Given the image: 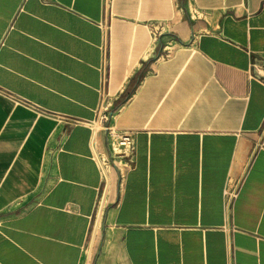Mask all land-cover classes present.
<instances>
[{
  "label": "crops",
  "instance_id": "0c3cea01",
  "mask_svg": "<svg viewBox=\"0 0 264 264\" xmlns=\"http://www.w3.org/2000/svg\"><path fill=\"white\" fill-rule=\"evenodd\" d=\"M102 198L93 264H264V0H0V264H92Z\"/></svg>",
  "mask_w": 264,
  "mask_h": 264
},
{
  "label": "rangeland",
  "instance_id": "374dc122",
  "mask_svg": "<svg viewBox=\"0 0 264 264\" xmlns=\"http://www.w3.org/2000/svg\"><path fill=\"white\" fill-rule=\"evenodd\" d=\"M101 116L102 117L104 116V111H102ZM57 123H59L58 119H57ZM94 128L95 130H101L104 128L101 120H99L97 123L94 124ZM98 159L103 170L107 174V178H109V182L111 183L110 194L115 195L117 193L118 188L120 187L123 175L127 170V168L129 167V163L126 161H122L119 158V155L114 154V156L112 157V155L110 154V150L108 149V145L106 146L105 152L103 154H100ZM105 203H106V199L102 198L98 204V208H99L98 221L96 222L93 228V232L91 233L92 248L90 251L91 254L90 263L95 262L96 258L100 255L101 250L104 249V247L102 249V245H103L102 220H103V210ZM111 251L113 252V247L111 248ZM114 252L115 253L112 256H116L117 258V263L115 264H123V261L121 259H118L117 251L115 250Z\"/></svg>",
  "mask_w": 264,
  "mask_h": 264
},
{
  "label": "built area",
  "instance_id": "2783aa9c",
  "mask_svg": "<svg viewBox=\"0 0 264 264\" xmlns=\"http://www.w3.org/2000/svg\"><path fill=\"white\" fill-rule=\"evenodd\" d=\"M103 131L106 133L107 145L112 157L114 154L119 155L122 161L132 164L136 153L135 132L131 130L118 131L110 125L104 126Z\"/></svg>",
  "mask_w": 264,
  "mask_h": 264
}]
</instances>
